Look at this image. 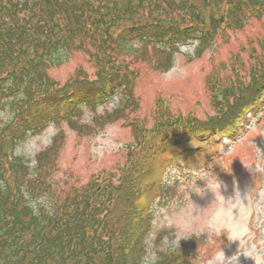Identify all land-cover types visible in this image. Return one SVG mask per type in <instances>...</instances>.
<instances>
[{
  "label": "trees",
  "instance_id": "obj_1",
  "mask_svg": "<svg viewBox=\"0 0 264 264\" xmlns=\"http://www.w3.org/2000/svg\"><path fill=\"white\" fill-rule=\"evenodd\" d=\"M147 1L154 9L146 10ZM170 1L178 5L187 2ZM249 3L256 6L264 0H250ZM169 8L173 9L168 0H0V78L6 76L0 86V94L4 97L0 110L8 114L10 111L11 117V122L0 132V140L6 130L17 125L19 118L39 108L35 101L45 108L67 106L72 99L91 103L92 96L78 81L72 83L78 88L69 90L66 86L56 90V82L48 77L46 65L51 59L47 55L54 52L56 45L67 47L79 41L82 42L80 48L104 45L122 23H126V18L163 23L151 15L155 10L159 14H168ZM87 11L104 22L82 25L80 18L85 17ZM45 45L50 48L48 53ZM157 56L161 55L157 53ZM163 57L157 60L155 69L168 68L170 63H163ZM24 170V165L17 159L15 163L9 161L8 150L0 142V264H125L126 258H134L118 246L116 249L105 247L98 235L95 213H90L89 205L82 212L78 205L71 213L63 214L64 210L56 217V222H52L54 216L50 209L40 213L39 207L21 209L19 200L12 202L9 183ZM134 197H124L132 209L136 205ZM34 223L37 226L33 241L26 246V236ZM46 228L49 231L43 238L51 251L37 252L36 243Z\"/></svg>",
  "mask_w": 264,
  "mask_h": 264
},
{
  "label": "rangeland",
  "instance_id": "obj_2",
  "mask_svg": "<svg viewBox=\"0 0 264 264\" xmlns=\"http://www.w3.org/2000/svg\"><path fill=\"white\" fill-rule=\"evenodd\" d=\"M258 33L257 24L247 26L243 32L233 36L235 40L231 46L224 45L216 56L208 53L193 62L186 55H178L175 70L165 75L152 74L143 68L140 94L145 106L139 114L140 121L144 120L152 126L153 105L158 96L171 99L176 112L179 109L185 115L194 113L200 117L212 114L203 87V77L211 69V60L228 62L229 54L243 46L239 43ZM186 51L193 55L191 50ZM81 63L89 68L82 57L75 54L68 63L54 69L53 74L58 80L66 82ZM261 131L262 137L257 132L252 136L255 139L259 135L256 140L253 139L258 158L264 157V127ZM52 134L53 130L31 140L22 152L35 155L51 142ZM131 140L128 129L119 124L107 127L99 136L89 138L80 145L76 144L75 135L70 133L68 146L62 152V168L57 179L65 182L70 173H75L80 175L83 183L101 170L116 169L123 165L125 148ZM230 152L232 149L222 151L224 154ZM200 166V171L180 172V178L170 181L165 198L156 206L157 219L152 237L160 229H170L166 243L177 247L188 244L199 254L200 262L197 264H264V185L252 200L258 203L255 215L251 204L240 206L241 196L246 193L245 187H251L249 175L261 169L264 179V161L253 163L247 155L238 154L230 160L213 159ZM208 252L212 257L205 261ZM150 253H155L153 243Z\"/></svg>",
  "mask_w": 264,
  "mask_h": 264
},
{
  "label": "clouds",
  "instance_id": "obj_3",
  "mask_svg": "<svg viewBox=\"0 0 264 264\" xmlns=\"http://www.w3.org/2000/svg\"><path fill=\"white\" fill-rule=\"evenodd\" d=\"M116 98L115 97H113V100H115Z\"/></svg>",
  "mask_w": 264,
  "mask_h": 264
}]
</instances>
